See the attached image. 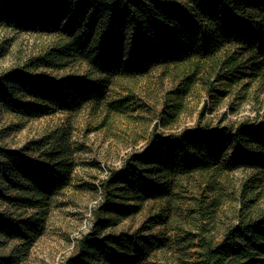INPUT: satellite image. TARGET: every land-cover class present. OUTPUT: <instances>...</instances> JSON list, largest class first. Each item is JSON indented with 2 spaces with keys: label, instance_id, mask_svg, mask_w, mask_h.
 Segmentation results:
<instances>
[{
  "label": "trees",
  "instance_id": "1",
  "mask_svg": "<svg viewBox=\"0 0 264 264\" xmlns=\"http://www.w3.org/2000/svg\"><path fill=\"white\" fill-rule=\"evenodd\" d=\"M75 3L0 0V28L35 31L41 24L39 34L51 39L38 55L0 73L5 112L29 119L99 106L115 77L215 60L225 50L218 77L264 68V0H79L72 9ZM65 17L74 28L63 24ZM40 69L72 73L50 76ZM212 75L213 70L205 73L208 79ZM2 134L0 243L10 247L0 264H18L42 230L55 195L71 183L72 150L69 132L60 128L17 149L2 144ZM238 169L252 172L243 184L235 223L224 228L221 239L215 241L207 228L216 202L202 195L192 196L187 231L177 230L195 250L193 264H264V210L254 208L264 197V113L231 125L197 124L168 134L153 130L140 151L108 169L91 231L77 240L63 264H149L148 255L162 247L156 233L146 226L129 236L104 232L116 225L111 216H131L152 204L158 208L148 216L149 224L172 223L182 181L212 177L206 183L213 190L214 176Z\"/></svg>",
  "mask_w": 264,
  "mask_h": 264
},
{
  "label": "rangeland",
  "instance_id": "2",
  "mask_svg": "<svg viewBox=\"0 0 264 264\" xmlns=\"http://www.w3.org/2000/svg\"><path fill=\"white\" fill-rule=\"evenodd\" d=\"M75 4L72 9L79 5V0ZM63 24L74 28L67 17L63 18ZM43 28L41 24L35 31L32 28L22 31L16 26L0 28V73L20 66L41 52L51 40L39 34ZM225 52L229 50L220 51L215 60L198 62L201 67L187 62L158 66L135 78L115 77L99 106L85 105L75 112L20 119L0 108L1 142L6 147L17 149L49 129L60 128L69 132L72 150L71 183L55 195L42 230L18 264H63L72 255L77 240L91 231L94 210L101 200L100 181L108 174V169L119 168L127 155L140 151L153 130L168 134L197 124L231 125L264 113V68L254 74L218 77ZM211 70L213 75L208 79L205 73ZM38 73L62 76L72 71L40 69ZM116 105L120 106L119 110L114 108ZM250 172L243 169L222 172L213 177V190L208 189L206 183L212 177L201 175L182 181L177 189L182 199L172 210L176 216L174 222L149 224L148 216L158 207L144 204L131 216H111L116 225L104 232L129 236L145 229L143 226L150 227L149 231L156 233L162 247L157 246L148 255L149 264H193L197 259L195 250L189 249L188 239L184 241L182 232L177 230L183 226L187 231L188 210L194 207L192 196L214 198L216 205L207 228L215 241H219L224 228L235 223L242 187ZM260 183L264 189V176ZM216 194L219 197H215ZM2 208L0 206V210ZM254 208L264 210V197ZM9 247L0 243V256L5 255Z\"/></svg>",
  "mask_w": 264,
  "mask_h": 264
}]
</instances>
